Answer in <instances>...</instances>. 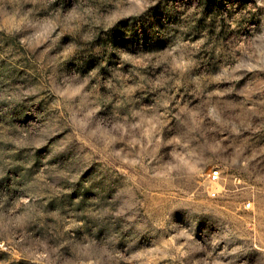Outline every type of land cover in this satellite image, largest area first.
Instances as JSON below:
<instances>
[{"label":"rangeland","instance_id":"rangeland-1","mask_svg":"<svg viewBox=\"0 0 264 264\" xmlns=\"http://www.w3.org/2000/svg\"><path fill=\"white\" fill-rule=\"evenodd\" d=\"M0 264H264V0H0Z\"/></svg>","mask_w":264,"mask_h":264},{"label":"built area","instance_id":"built-area-1","mask_svg":"<svg viewBox=\"0 0 264 264\" xmlns=\"http://www.w3.org/2000/svg\"><path fill=\"white\" fill-rule=\"evenodd\" d=\"M209 176H210L211 181H213V182L218 181L220 178V170L219 169L211 170ZM212 195L215 196V192H212ZM247 206L250 207L251 203H248Z\"/></svg>","mask_w":264,"mask_h":264}]
</instances>
